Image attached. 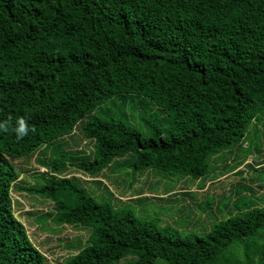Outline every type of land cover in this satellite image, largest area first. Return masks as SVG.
<instances>
[{
  "label": "trees",
  "instance_id": "trees-1",
  "mask_svg": "<svg viewBox=\"0 0 264 264\" xmlns=\"http://www.w3.org/2000/svg\"><path fill=\"white\" fill-rule=\"evenodd\" d=\"M140 97L156 109L140 129L102 107ZM263 111L264 0H0V264H53L14 214L13 189L50 200L44 215L56 225L87 228L56 264H231L218 253L235 240L247 248L264 228V198L237 190L234 213L205 237L181 235L97 201L65 173L100 182L126 158L134 170L206 177ZM75 132L88 152L58 145L39 160L40 183L22 184L17 160ZM263 245L251 264H263Z\"/></svg>",
  "mask_w": 264,
  "mask_h": 264
},
{
  "label": "rangeland",
  "instance_id": "rangeland-1",
  "mask_svg": "<svg viewBox=\"0 0 264 264\" xmlns=\"http://www.w3.org/2000/svg\"><path fill=\"white\" fill-rule=\"evenodd\" d=\"M102 107L109 108L115 118H120L138 129L142 124L140 116L150 114L153 118L156 111L148 100L141 97L134 98L132 102L128 99L122 105L121 100L115 98L114 102L105 103ZM58 145L72 156L77 151L88 152L92 148L90 142L80 137L77 132L55 140L47 149L44 146L38 148L31 156L16 161V165L24 170L19 177L22 184L35 186L40 183L35 175L46 172V167L39 160L50 157ZM129 157L131 156L127 158ZM235 161L241 162L238 166L224 171V163L233 165ZM128 162L126 158L112 162L103 170V179L100 182L92 181L73 167H69L65 176L80 179L83 182L80 185L97 201L107 203L115 209L124 207L138 219L154 223L162 232H165L164 228H171L181 235L196 234L205 237L215 221L227 217L229 211L234 213L231 208L236 202L234 197L237 190L242 189L243 194L248 195L246 201L258 202V205L264 198V111L249 125L244 139L237 145L227 147L217 155L215 161H211L210 165L216 166L218 171L206 177L194 178L191 175L153 168L134 170L128 166ZM179 187L194 190L174 191L169 196L163 195ZM151 193L154 196L147 195ZM11 196L14 214L26 225L33 243L53 264L75 252L76 249L68 247V244L76 245L79 240L85 241L87 228L68 224L56 225L51 218L44 215L45 212L52 211L54 204L43 195L13 189ZM261 244H264V228L249 238L247 248L235 240L222 248L218 255L220 259H228L231 264H251L256 246ZM123 263L124 260H121L118 264ZM154 264L170 263L156 258Z\"/></svg>",
  "mask_w": 264,
  "mask_h": 264
},
{
  "label": "clouds",
  "instance_id": "clouds-1",
  "mask_svg": "<svg viewBox=\"0 0 264 264\" xmlns=\"http://www.w3.org/2000/svg\"><path fill=\"white\" fill-rule=\"evenodd\" d=\"M26 131H27V129L25 127L23 120L19 121V126H18V128H16L18 138H19V136L24 135L26 133Z\"/></svg>",
  "mask_w": 264,
  "mask_h": 264
},
{
  "label": "crops",
  "instance_id": "crops-1",
  "mask_svg": "<svg viewBox=\"0 0 264 264\" xmlns=\"http://www.w3.org/2000/svg\"><path fill=\"white\" fill-rule=\"evenodd\" d=\"M202 186H203V185H202ZM186 190H189V191H190V190H194V188H193V189H191V188H190V189H186V188L179 187L178 189H173V190L167 191V192H166L165 194H163V195L169 196V194L172 193V192H174V191L177 192V191H186ZM147 195H153V196H154L153 193H151V194H147ZM190 196H191V195H190ZM190 196H189V197H190Z\"/></svg>",
  "mask_w": 264,
  "mask_h": 264
}]
</instances>
